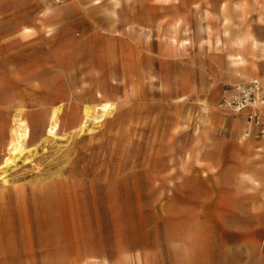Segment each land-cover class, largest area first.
I'll use <instances>...</instances> for the list:
<instances>
[{
	"label": "rangeland",
	"instance_id": "obj_1",
	"mask_svg": "<svg viewBox=\"0 0 264 264\" xmlns=\"http://www.w3.org/2000/svg\"><path fill=\"white\" fill-rule=\"evenodd\" d=\"M226 2L234 6L240 0ZM219 4L0 0V53L25 46L16 42L24 27L39 32L40 23L49 22L90 32L86 20L103 23L112 15L180 18L186 39L182 65L174 57L170 68L169 84L176 93L168 103L161 100L156 82L153 101L146 100L164 105L157 134H150L149 122L126 161L117 158L122 151L117 149L129 142L119 141L124 127L119 113L107 120L97 113L81 131L62 119L53 134L36 132V106L30 105L35 102L17 97L25 85L12 81L25 75L26 66L42 63L46 53L18 64L0 55V264H264V140L248 123V107L237 111L226 103L234 86L252 78L232 74ZM231 16L232 30L245 25L264 43V0H248L240 14L231 8ZM163 28L173 31V26ZM152 30L157 54L163 37L155 26ZM259 61L255 77L264 90V58ZM51 80L37 74L24 84L43 87ZM43 97L38 94L36 101ZM19 109L32 134L22 153L4 165ZM248 175L258 183L248 182ZM61 187L80 209L74 248L84 255L74 259L67 257L56 227Z\"/></svg>",
	"mask_w": 264,
	"mask_h": 264
},
{
	"label": "bare ground",
	"instance_id": "obj_2",
	"mask_svg": "<svg viewBox=\"0 0 264 264\" xmlns=\"http://www.w3.org/2000/svg\"><path fill=\"white\" fill-rule=\"evenodd\" d=\"M226 1L219 0V8L223 32L230 49L227 54L229 67L234 76L255 79L259 59L264 58V43L258 41L245 25L239 30H232L235 22L231 8L239 14L244 13L248 0H240L234 6ZM85 22L92 27L90 32L49 22H41L42 29L39 32L24 27L16 42L25 46L21 50L3 51L0 55L4 56L5 61L18 64L32 61L36 55L46 53L42 63L33 61L26 66L24 76L15 77L12 81L16 85H25L15 92L17 97L35 102L30 105L36 106L32 112V124L36 132L53 134L62 119H65V125L79 126L81 131L86 120L96 118L97 113L106 120L108 117H117L119 113L118 122L124 125L119 141L128 139L129 142L117 149L122 150L117 158L126 161L130 146L139 142L136 136H143L148 123L152 135L157 134V128L161 125L164 105L146 101H153L156 82L161 87L158 91L161 100L168 103V99L176 93L170 87L169 78L173 58H177L176 63L179 65L183 62L182 49L186 42L182 34L183 20L156 21L150 16L121 19L112 15L103 23L97 19ZM152 26L156 27L157 36L163 37V40L157 41L161 46L157 54L153 53ZM164 26H173V31L164 30ZM157 64L159 70L156 69ZM37 74L50 75L51 84L43 87L35 83L24 84L26 79H32ZM123 90L126 92L124 99L121 97ZM40 93L45 96L42 102L36 101ZM178 98L179 105H182L183 96L178 95ZM31 134L32 129L23 118L22 110H17L12 117L9 139L5 144L8 156L2 160L4 165L12 163L16 153H22ZM3 147L0 142V150ZM115 151L113 145L110 154L113 155ZM248 182L257 184L258 180L248 175ZM60 191L56 227L61 233L60 241L66 248L67 257L74 259L84 255L74 248L79 239L77 222L80 209L64 194L63 187Z\"/></svg>",
	"mask_w": 264,
	"mask_h": 264
},
{
	"label": "built area",
	"instance_id": "obj_3",
	"mask_svg": "<svg viewBox=\"0 0 264 264\" xmlns=\"http://www.w3.org/2000/svg\"><path fill=\"white\" fill-rule=\"evenodd\" d=\"M233 92V93H232ZM233 97L226 101L237 111L249 108L247 120L256 128V136L264 140V90L258 79L249 80L233 87L230 95Z\"/></svg>",
	"mask_w": 264,
	"mask_h": 264
}]
</instances>
